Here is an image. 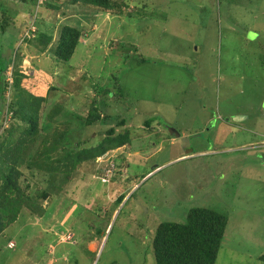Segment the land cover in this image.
Instances as JSON below:
<instances>
[{
    "label": "rangeland",
    "instance_id": "1",
    "mask_svg": "<svg viewBox=\"0 0 264 264\" xmlns=\"http://www.w3.org/2000/svg\"><path fill=\"white\" fill-rule=\"evenodd\" d=\"M42 1L0 3L30 21L27 37L52 32L44 50L26 42L7 53L21 55L30 89L44 85L43 119L54 105L84 115L95 96L109 117L85 135L96 140L121 116L130 144L113 152L109 182L98 174L109 153L80 163L69 179L20 167L26 192L50 196L42 217L23 208L0 234V264H154L157 224L183 222L196 206L227 217L215 264H264V0H123L122 14ZM66 24L83 35L70 60L56 62L52 47ZM65 120H51L48 135L74 130Z\"/></svg>",
    "mask_w": 264,
    "mask_h": 264
},
{
    "label": "trees",
    "instance_id": "2",
    "mask_svg": "<svg viewBox=\"0 0 264 264\" xmlns=\"http://www.w3.org/2000/svg\"><path fill=\"white\" fill-rule=\"evenodd\" d=\"M70 1H73L70 4L81 3L100 12L113 14H122L121 7L124 4L123 0ZM42 2L36 3L35 0V4ZM45 4L48 11L49 8H53L47 1ZM4 7V4L0 3V234L17 220L23 208L35 216L42 217L45 214L46 207H42L41 201L50 196L49 190L36 191L35 195L26 192L28 185L21 186L20 178L23 173L20 167L43 170L53 181L58 175L69 179L70 174L80 163L97 159L109 151L130 144L126 128L127 118L118 114L115 118L120 116V119L117 122L114 120L116 123L113 126L95 132L96 140L90 135H85L84 127L109 117V114L102 115L103 101L98 102L95 96L90 100L86 98L89 103L86 104L87 110L84 115L54 105L45 118L49 122L43 119L42 106L47 102L44 85L38 82L31 85L34 90L30 89L27 85L32 76L29 77L26 71L23 73L20 70L21 55L19 54L15 61V57L13 59L7 53L14 51L15 45L26 42L29 45L40 46L39 50H44L52 42V32L46 28L38 29L35 37H27L26 31L30 28V21L16 20L8 15ZM28 16L32 17L33 13L30 12ZM82 35L79 27L62 25L52 47L54 60L68 62ZM11 59L12 82L9 84L4 76L6 63L11 62ZM143 61L145 59L139 62ZM29 71L34 77L33 71ZM7 90L8 99L5 97ZM99 93L106 95L107 90H101ZM120 96L123 99L122 93ZM117 101L119 98H113L115 111ZM57 115L66 117L64 124H75V128H72L74 130H61L49 136L50 122ZM149 122L150 120H145L144 126L148 127ZM48 180L44 179L45 183ZM130 181L131 179L128 180ZM50 185L53 184L50 182ZM121 197L119 196L117 201H120ZM226 223L227 217L223 213L200 206L190 208L183 222H159L151 242L154 264H215ZM259 258L264 261V253Z\"/></svg>",
    "mask_w": 264,
    "mask_h": 264
},
{
    "label": "clouds",
    "instance_id": "3",
    "mask_svg": "<svg viewBox=\"0 0 264 264\" xmlns=\"http://www.w3.org/2000/svg\"><path fill=\"white\" fill-rule=\"evenodd\" d=\"M39 1H42V0H38V2ZM35 32V31H34ZM33 37V36H32ZM30 38V37H29ZM226 122H229V121H226ZM120 148H116V149H114V150H112V151H109V152H107L105 155H107L108 153L110 154V156H112V158H111V160L110 161H108V162H106V164H103V166L100 168V170H99V175H100V181L101 182H109L110 181V175L113 173V168L115 167V166H117V165H115L114 163H113V161H112V159H113V157H114V155H113V152L114 151H116V150H119ZM105 155H103V156H101V157H99L98 159H100L101 161H102V159L104 158V156ZM103 163V162H102ZM118 168H120L119 166H118ZM121 169V168H120ZM155 171V169H152V171L151 172H149V173H146L145 175H143L142 177H144V176H146V175H149V174H152L153 172ZM120 174H122V171H119V173L117 174V176L118 175H120ZM102 178H106V180L105 181H102ZM71 236L72 235H70L69 236V240L71 239Z\"/></svg>",
    "mask_w": 264,
    "mask_h": 264
},
{
    "label": "water",
    "instance_id": "4",
    "mask_svg": "<svg viewBox=\"0 0 264 264\" xmlns=\"http://www.w3.org/2000/svg\"><path fill=\"white\" fill-rule=\"evenodd\" d=\"M236 119H237V118L235 117L234 119H233V118H231V119H229V118H225L224 120H225V121H234V122H235Z\"/></svg>",
    "mask_w": 264,
    "mask_h": 264
},
{
    "label": "built area",
    "instance_id": "5",
    "mask_svg": "<svg viewBox=\"0 0 264 264\" xmlns=\"http://www.w3.org/2000/svg\"><path fill=\"white\" fill-rule=\"evenodd\" d=\"M106 180V178H102V181H105Z\"/></svg>",
    "mask_w": 264,
    "mask_h": 264
},
{
    "label": "crops",
    "instance_id": "6",
    "mask_svg": "<svg viewBox=\"0 0 264 264\" xmlns=\"http://www.w3.org/2000/svg\"><path fill=\"white\" fill-rule=\"evenodd\" d=\"M93 243H94V242H93ZM93 250H95V248H94Z\"/></svg>",
    "mask_w": 264,
    "mask_h": 264
}]
</instances>
